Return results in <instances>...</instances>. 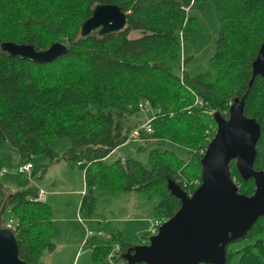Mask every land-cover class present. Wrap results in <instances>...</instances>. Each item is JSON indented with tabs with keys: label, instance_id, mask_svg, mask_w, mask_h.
I'll return each instance as SVG.
<instances>
[{
	"label": "trees",
	"instance_id": "trees-1",
	"mask_svg": "<svg viewBox=\"0 0 264 264\" xmlns=\"http://www.w3.org/2000/svg\"><path fill=\"white\" fill-rule=\"evenodd\" d=\"M196 1L0 0V42L33 44L38 50L54 41L68 44L64 54L48 63L9 58L0 51V145L16 151L18 164L31 163V179L46 167L37 163L38 156L49 163L61 158L80 162L85 184L80 218L92 217L98 197L116 191L155 194L152 220L171 216L180 201L168 193L166 180L188 194L194 191L201 181L200 159L216 130L213 113L226 117L233 99L244 94L243 113L261 129L254 168L264 170V78L257 76L248 86L264 36V0H211L219 21L210 58L214 77L210 72L191 76L183 69L178 74L163 63L179 57L187 9ZM97 3L118 4L126 13V28L80 37L79 25ZM130 31L137 35L130 37ZM142 100L153 112L152 131L139 130V139L153 144L147 164L133 158L106 163L105 157L144 122L137 107ZM58 139L69 141L61 155L51 148ZM166 143L188 149L190 155L182 158L165 148ZM230 169L239 192L251 195L253 180H243L234 161ZM36 195L32 186L7 191L0 185V225L13 219L18 257L31 263H39L40 254L53 247L47 240L50 209ZM263 236L261 217L243 238L228 245L225 264H233L235 255V264H264ZM147 237V231L136 242L120 233L93 235L82 247L95 264H124L119 254L146 243ZM114 245L118 250L109 262Z\"/></svg>",
	"mask_w": 264,
	"mask_h": 264
},
{
	"label": "water",
	"instance_id": "water-1",
	"mask_svg": "<svg viewBox=\"0 0 264 264\" xmlns=\"http://www.w3.org/2000/svg\"><path fill=\"white\" fill-rule=\"evenodd\" d=\"M126 28V13L118 4L97 3L79 25V35L106 36ZM68 50L64 41H54L43 50L27 43L1 41L0 51L31 63H48ZM264 78V36L251 64L250 87ZM246 94L235 97L227 116L213 113L214 136L200 159V184L188 194L177 182L167 179L165 188L180 206L163 220L146 243L134 244L119 254L124 264H225L228 245L243 238L261 217L264 218V170L255 169L260 124L243 113ZM243 180L252 179L251 195L239 192L230 164ZM0 264H40L18 257L15 232L0 225Z\"/></svg>",
	"mask_w": 264,
	"mask_h": 264
},
{
	"label": "rangeland",
	"instance_id": "rangeland-1",
	"mask_svg": "<svg viewBox=\"0 0 264 264\" xmlns=\"http://www.w3.org/2000/svg\"><path fill=\"white\" fill-rule=\"evenodd\" d=\"M218 32L219 21L213 2L211 0L196 1L187 9V20L181 31L179 57L174 60L164 59L163 63L178 74H182L183 69L191 76L202 72H210L214 77L210 58L215 52ZM128 35L133 37L137 33L130 31ZM137 107L143 113V121L153 116V112L149 110L148 101L138 102ZM68 146L69 141L67 139H58L51 144L53 152L57 155H61ZM152 146L153 144L143 143V139L130 140L121 145L114 153L107 155L104 161L110 163L115 159L133 158L147 164L148 151ZM165 148L175 151L182 158L190 155V150L173 143H166ZM43 162L46 166L44 172L39 177L31 179L29 176L17 172L19 164L16 151L9 145H0V185L2 187L7 188V191L11 188H14V191L20 190L28 186L35 189L50 188L52 190L51 193L45 194L42 199L47 200L45 202L50 205L52 210L53 221L50 229L51 233L49 232L47 240L54 244V249L43 251L40 254V264H95L91 260L89 252L82 247V242L85 241L87 235L88 237L93 235L106 236V230L110 227V224H116L117 228L124 232L125 237L135 239L136 242L142 232L149 228L150 220L148 223L147 218H152V206L158 200V196L155 194L147 196L143 193L134 194L122 191L108 193L98 198L92 218H83L79 223H76V220L71 221L74 218L72 214L75 213L76 216L75 203L77 199L80 200L81 194L77 195L65 191L71 190L72 187L69 184L74 186L79 183V180H82L83 186L82 169L75 162L72 166L63 160L49 163L47 159L38 156L37 163L42 164ZM49 185L50 187H48ZM133 196L134 198H132ZM133 199H135L136 204L131 207L132 204L129 201H133ZM125 214H127L125 218L142 217L143 222L148 223L147 227L144 225L145 228L136 233L142 225L139 220L109 222L106 225V218L118 217V220H124L122 216ZM68 218L70 219L68 220ZM55 219L57 220L55 221ZM63 219H66V222ZM91 220L92 223L88 222ZM97 231L101 235H96ZM81 233L84 234V241L80 242V245L75 247L74 250L72 249L73 239L75 235L78 236ZM76 249L77 254L73 258ZM254 251L258 252L257 249ZM237 257L238 255H235L233 258V264L236 263Z\"/></svg>",
	"mask_w": 264,
	"mask_h": 264
},
{
	"label": "crops",
	"instance_id": "crops-1",
	"mask_svg": "<svg viewBox=\"0 0 264 264\" xmlns=\"http://www.w3.org/2000/svg\"><path fill=\"white\" fill-rule=\"evenodd\" d=\"M115 152V151H114ZM114 152H112V153H114ZM112 153H110V154H112ZM58 160H63V161H65V162H67V163H69L71 166L74 164V163H70V162H68L67 160H65V159H63V158H61V159H58ZM58 160H55L54 162H57ZM53 162V163H54ZM52 163V162H51ZM42 164H44V162L42 163ZM79 167V166H78ZM82 177H83V171H82ZM83 179V178H82ZM66 185V184H65ZM69 186L70 187H72L71 188V190H68V191H65V192H69V193H74V194H81V196H82V194L84 193V191H85V184H84V179H83V186H82V180L80 181L79 180V183H77V184H75L74 186L72 185V184H69ZM48 187H50V185L48 186ZM47 187V188H48ZM4 189H7V188H5V187H3ZM38 190H42L41 188H38V189H36V193H37V191ZM8 191H14V188H11V190H8ZM43 192L38 196V199L40 200V201H42V202H44V203H46L47 204V202H45V201H47V200H43L42 198H44V195L45 194H49V193H51V191L52 190H50V188H48V189H44V190H42ZM60 193H62V192H60ZM129 193H131V192H129ZM135 194V193H134ZM105 195H107V194H103V195H101L100 197H98V198H101V197H103V196H105ZM36 197H37V195H36ZM132 198H134V196L132 197ZM98 200V199H97ZM79 203H80V200H76V203H75V206H76V208H75V211H76V216H75V213L74 214H72L73 216H74V218L71 220V221H73V220H76V223L78 222H80V220H82L83 218H80L79 217V214H78V207H79ZM96 203H97V201H96ZM129 203L130 204H132L131 205V207H133V206H135V204H136V201H135V199H133V201H129ZM96 205V204H95ZM49 206V209H50V216H51V224H52V221H53V218H52V210H51V207H50V205H48ZM125 207H126V205H124ZM153 207L154 206H152V212H153ZM93 217V216H92ZM92 217H90V218H92ZM123 217V219L124 220H118L119 218L118 217H113V218H106V225H108V223L109 222H118V221H121V222H125V221H130V220H139V222H141V228L136 232V233H139V231H141L142 229H144L145 227H147L146 225H148V223H149V220H150V222H151V220H152V218H147V220H148V223L146 224L145 222H143V220H142V217H138V218H135V217H132V218H125V217H127V214H125V215H123L122 216ZM90 218H86V219H90ZM70 218H68V220H69ZM108 219H110V220H108ZM57 219H55V221H56ZM63 221L64 222H66V219H63ZM88 222H90V223H92L93 221L91 220V221H88ZM144 225H145V227H144ZM77 226H79V225H77ZM115 227H116V229H115ZM113 229H115V230H113ZM52 231V230H51ZM107 233H106V236H108V235H110V234H112V233H120V235L124 238V239H129V240H132V239H130V237H125L123 234H124V232L120 229V228H117V225L116 224H110V227H108L107 228ZM97 232H99V231H97ZM51 233V232H50ZM48 235H49V233H48ZM85 235H86V233H85ZM101 235V234H100ZM84 234L83 233H81V235H75V237H74V239H73V244H72V249H74L75 247H77V246H79L80 245V242H82V241H84ZM88 236H86V238H87ZM135 239H133L132 241H134ZM51 243V242H50ZM83 243V242H82ZM81 243V244H82ZM135 243V242H134ZM52 245H53V249H54V244L53 243H51ZM135 244H137V243H135ZM117 246V245H116ZM53 249H51V250H53ZM75 250V249H74ZM76 254H77V249H76V252L74 253V256H73V258L76 256ZM41 256V255H40ZM40 256H39V260H40ZM39 263H41L40 261H39Z\"/></svg>",
	"mask_w": 264,
	"mask_h": 264
},
{
	"label": "built area",
	"instance_id": "built-area-1",
	"mask_svg": "<svg viewBox=\"0 0 264 264\" xmlns=\"http://www.w3.org/2000/svg\"><path fill=\"white\" fill-rule=\"evenodd\" d=\"M181 39V38H180ZM153 117V116H152ZM151 118H146L144 120V122L138 126L137 128L133 129L129 135H128V138H127V141H130V140H135V139H139V130H143L145 133H150L152 130H151V127H150V120L152 119ZM76 164L79 166L80 165V162H76ZM30 168H31V163L29 162H26V163H21L17 166V172L19 174H25V175H29L30 173ZM43 191L42 190H38L37 191V199H38V196L42 193ZM191 194V193H190ZM13 219L12 218H8L7 221L4 223V225H8L10 227H12L13 225ZM162 221H158L156 219H153L151 220L150 222V226L149 228L146 230L148 232V236L150 235H153L156 233V230L159 226V224L161 223ZM89 233V231H88ZM96 235H100L99 232L96 233ZM88 236V235H87ZM118 250V247L116 245H114L111 249V251L108 253L107 255V259L109 262H111V257H113L114 255H116V252Z\"/></svg>",
	"mask_w": 264,
	"mask_h": 264
},
{
	"label": "flooded vegetation",
	"instance_id": "flooded-vegetation-1",
	"mask_svg": "<svg viewBox=\"0 0 264 264\" xmlns=\"http://www.w3.org/2000/svg\"><path fill=\"white\" fill-rule=\"evenodd\" d=\"M232 102H233V101H232ZM232 102H231V103H232ZM231 103H230V104H231Z\"/></svg>",
	"mask_w": 264,
	"mask_h": 264
}]
</instances>
